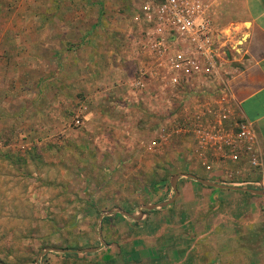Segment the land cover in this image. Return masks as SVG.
<instances>
[{
  "label": "rangeland",
  "instance_id": "1",
  "mask_svg": "<svg viewBox=\"0 0 264 264\" xmlns=\"http://www.w3.org/2000/svg\"><path fill=\"white\" fill-rule=\"evenodd\" d=\"M83 1L64 7L70 30L63 44L61 35L46 34L60 26L46 0H0V264H84L83 250L125 236L123 223L118 232L109 225L122 215L116 208L141 218L157 186L170 192L173 176L208 174L222 163L210 153L209 163L200 159L194 134L211 117L201 110L217 107L214 93L222 95L237 70L221 46L215 80L179 88L150 80L145 93L133 87L146 59L137 54L142 33L132 22L144 0L96 1L95 17ZM200 1L213 26L236 37L231 50L240 54L246 34L230 35L247 26L236 23L241 0ZM72 13L85 14V22ZM84 28L94 32L83 36ZM5 29L15 30L8 40ZM13 49L20 51L12 57ZM94 203L104 209L89 211Z\"/></svg>",
  "mask_w": 264,
  "mask_h": 264
},
{
  "label": "crops",
  "instance_id": "2",
  "mask_svg": "<svg viewBox=\"0 0 264 264\" xmlns=\"http://www.w3.org/2000/svg\"><path fill=\"white\" fill-rule=\"evenodd\" d=\"M76 1L46 0V11L50 10L49 18L60 24L57 29L47 28L46 34L61 35L63 44L68 43L63 37L70 30L68 13L64 7L67 4L72 10V4ZM96 1H100L98 5L103 2H81H88V11L84 12L86 15L92 13V17H95L94 13L98 14V6L92 7ZM240 6L242 15L236 23L242 24L241 22L246 21L247 26L242 31L234 26L230 35L234 37L237 32L246 34L240 54L235 56L231 50L236 37L226 39L216 26L213 28L215 27L216 42L225 54L227 66L237 68L226 80L223 95L231 116L248 122L253 129L261 152V165L254 170L246 165L236 166L231 162H222L217 163L211 173L205 174L196 170L193 174L210 182L223 184L228 181L224 173L236 168L239 179L229 182L233 184L231 186L264 190V0H241ZM85 14L72 13L71 16L85 22ZM85 28L81 31L83 36L91 34L95 29ZM14 31L5 29L1 37L8 40V35H13ZM7 46L9 45L4 47ZM19 51L20 49L17 52L14 50L12 57L19 54ZM231 57L233 61H229ZM13 59L20 60L18 57ZM34 60L37 61V58ZM55 60L58 63V55ZM161 186L156 187L153 197L156 196L150 205L169 200L172 190L174 196L172 185L170 192ZM176 192L177 196L170 205L149 210L141 218H126L122 214L123 216L109 219V225L114 226L116 232L120 230L122 223L126 226L125 236L114 235V239L109 240L105 248L84 252L90 257L82 258L83 263L264 264V196L209 187L184 177L177 180ZM101 209L104 208L94 203L89 211L96 212ZM117 210L119 209L116 208ZM98 220L102 225V219L99 217ZM65 256L68 255L63 254L59 259L64 261L67 259Z\"/></svg>",
  "mask_w": 264,
  "mask_h": 264
},
{
  "label": "built area",
  "instance_id": "3",
  "mask_svg": "<svg viewBox=\"0 0 264 264\" xmlns=\"http://www.w3.org/2000/svg\"><path fill=\"white\" fill-rule=\"evenodd\" d=\"M132 22L142 33L137 46L141 62L133 87L148 93L147 82L160 80L174 88L184 87L200 77L216 79L219 49L208 7L200 0H144L132 14ZM217 96L212 109L203 108L208 120L194 129L198 147L195 152L204 162L210 153L214 162H231L258 169L261 152L250 124L234 119L224 95ZM74 124H81L77 117ZM164 137V135L162 136ZM206 166V163H203ZM209 168V166H207ZM238 171L225 174L234 182Z\"/></svg>",
  "mask_w": 264,
  "mask_h": 264
},
{
  "label": "water",
  "instance_id": "4",
  "mask_svg": "<svg viewBox=\"0 0 264 264\" xmlns=\"http://www.w3.org/2000/svg\"><path fill=\"white\" fill-rule=\"evenodd\" d=\"M181 177L194 180L195 182H197L199 184H202V185H205V186H209V187H214V188H219V189H225V190L244 191V192H249V193H252V194L264 196V190H253V189H248V188L228 186V185H224V184H216V183L210 182L208 180H205V179H202V178H198L195 175H191V174H178V175L173 176L172 179H171V185H172V188L175 191L174 196L171 199H169V200H167L165 202H161L159 204H151V205H146V206L140 207V209H139V211H140L139 216L142 215V212H141L142 210H153L155 208H162V207H166V206L170 205L175 200V198L177 196V192H176V182ZM116 213L123 214L124 216L130 217V218L131 217H134L131 214L122 212L121 210H117ZM101 219H102V216L100 217V220ZM46 251H53V252H60V253L65 252L63 250H57V249H47ZM83 251L84 252H92V251H95V249L94 248H90V249L83 250Z\"/></svg>",
  "mask_w": 264,
  "mask_h": 264
}]
</instances>
